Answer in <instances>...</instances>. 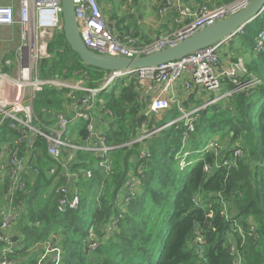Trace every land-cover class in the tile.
Instances as JSON below:
<instances>
[{"label":"trees","instance_id":"16d2710c","mask_svg":"<svg viewBox=\"0 0 264 264\" xmlns=\"http://www.w3.org/2000/svg\"><path fill=\"white\" fill-rule=\"evenodd\" d=\"M232 1L225 0L226 4ZM263 29L264 14L236 38L253 50L255 38ZM59 34L49 44L51 58L40 64V78L84 79L90 87L103 83L109 72L84 64L63 32ZM247 72L240 77L241 85L253 77L258 83L235 91L239 85L226 81L227 89L235 92L199 112L195 132L186 142L187 128L179 122L142 143L118 148L111 153V176L97 170L93 154L80 153L73 167L93 170L94 177H81L78 210H58V196L50 189L53 180L45 174L53 162L44 139L38 137L41 173L33 184L27 182L24 193L14 196L15 206L20 201L23 218L30 220L20 224L23 240L13 238L19 246L10 259L16 264H36V259L26 262L31 258L26 252L35 244L28 245L27 239L40 243L54 233L63 248L61 264H264V55L255 56ZM67 93L45 87L37 94L35 104L43 109L36 112L42 129L52 125L54 113L63 111ZM101 98L105 115L111 117L103 134L108 145L122 146L137 139L144 123L151 128L162 127L182 116L173 106L165 112L162 123L146 118L148 107L139 99L137 77L119 79ZM81 134L86 137L87 131ZM218 134L229 143L204 156L183 177L177 157L182 149L191 156L196 150L200 154L206 145L202 138ZM236 150L243 158L234 156ZM206 165L212 167L210 173L205 172ZM131 177L138 178L140 184L127 204L125 186ZM4 188L6 185L0 186V209ZM97 188L100 195L93 198L91 190ZM37 214L43 220L39 228L33 220ZM112 223H116L114 229L106 231ZM91 229L99 243L95 250L89 249Z\"/></svg>","mask_w":264,"mask_h":264},{"label":"built area","instance_id":"2783aa9c","mask_svg":"<svg viewBox=\"0 0 264 264\" xmlns=\"http://www.w3.org/2000/svg\"><path fill=\"white\" fill-rule=\"evenodd\" d=\"M253 1L255 0H235L213 8L203 5L191 7L183 0H165L160 8V14L176 8L181 19L187 22L178 31L149 44H140L133 37L126 39L117 37L108 27L98 0H74V9L82 40L88 49L101 55L134 59L175 46L202 29L242 11ZM62 14L61 0H54V3L52 0H22L18 11L12 6L0 5V27H18L21 39V44L16 50L13 76L0 72V186L8 187V197L3 200L0 209V244H4L0 252V264H16L10 259V255H14L13 248L17 242L10 234L25 214L21 207L15 206L14 196L17 192L24 193L27 182L36 180L41 173L38 168L39 151L36 144L38 137L44 139L46 153L53 162L48 165L45 174L53 180L50 188L58 196L60 212L79 209L82 203L79 194L81 177L84 179L94 177L93 170L73 167L77 164L80 153L93 154L97 159V170L106 176L113 175L111 153L121 146L108 145L106 138L98 131L97 120L105 109V101L101 98V94L109 91L116 81L137 77L140 84H151V90L155 91L156 95L144 114L149 120L171 108L173 101L167 98L166 94L183 79L187 90L198 88L210 93L221 92L226 81L239 85L235 91L258 83L257 79L253 78L250 83L241 85L240 77L245 72V63L242 60L227 67L222 66L221 46L237 35L243 34L244 28L229 39L178 62L141 71L109 72L103 83L97 87L88 86L84 79L43 80L39 76L40 64L51 58L48 49L56 36L55 32L57 30L59 33L63 32ZM253 52L256 56L264 55V29L255 38ZM6 64L10 66L12 63L7 61ZM45 87L59 91L68 90V93L64 95L67 101H64L63 111L54 113L52 125L42 129L43 124L35 111V101L37 94ZM235 91L223 93L203 108L190 112L181 111L180 118L162 127L151 128L144 123L141 126V135L122 147L142 143L179 122H184L187 128L184 137L186 142L189 134L195 132V122L199 112L209 105L232 96ZM146 100L143 95L141 101ZM78 122L84 123L81 133L86 130L87 136L83 137L80 133L77 139L71 138L68 135V127ZM214 143L207 144L201 153H204V156L209 155L211 151L217 153L219 144ZM190 155L191 152L183 149L178 154L181 170L191 164V161H187ZM145 156L146 153L143 152L142 157ZM234 156L243 158V153L236 150ZM47 162L46 160L45 165ZM204 170L210 173L213 169L206 165ZM139 184L140 180L134 177L126 183L125 190L129 195L125 199L127 204L130 196H135V189ZM90 231L95 232L93 229ZM89 237V249H97L99 243L96 233L89 234ZM50 238L51 240L38 244L42 247V253L36 264L46 261L48 264H61L63 251L56 257L53 256L60 243L59 238L56 234H52Z\"/></svg>","mask_w":264,"mask_h":264},{"label":"crops","instance_id":"0c3cea01","mask_svg":"<svg viewBox=\"0 0 264 264\" xmlns=\"http://www.w3.org/2000/svg\"><path fill=\"white\" fill-rule=\"evenodd\" d=\"M22 0H0V5L4 7L12 6L16 11L20 9ZM165 0H98L100 7L104 13L106 22L110 30L117 36L122 39H126L127 37H133L137 39L140 44H149L153 41H156L168 34L174 33L181 29V27L187 22L181 19L179 12L176 8H172L166 11L163 14H160V8L164 4ZM184 3L191 7H196L198 5H207L209 7L221 6L226 4L225 0H183ZM0 28H8V27H0ZM236 38V37H235ZM234 39L223 43L220 48V56L222 61V66L227 67L230 65V61H238L242 60L245 63V72L241 75L242 78L247 75V70L254 57L256 56L253 50L249 47L243 46L242 41L239 40L235 42L236 44L233 46L231 43ZM255 78V77H253ZM185 79L179 81L173 86V89L170 90L166 96L171 99L172 105L177 106L181 111L190 112L194 109L200 108L202 105L205 106L211 100L221 96L223 93L229 92L227 89V84H224V87L219 93H210L198 88H192L191 90H187L184 85ZM138 93L139 99L145 95L147 107H149L148 97H151V101L156 95L155 91L151 90V84L145 83L140 84L138 82ZM141 85V86H140ZM245 85V84H243ZM220 102L216 104L209 105L208 107H214L218 105ZM207 108V107H206ZM105 110L101 112L102 120L98 123V131L99 128L103 130L102 125H107L106 130L109 129V124L103 121V116ZM166 112V111H165ZM165 112L154 117L158 120V122L162 123V117ZM201 116V115H200ZM153 120V118H151ZM174 121V120H173ZM172 122V121H171ZM81 131H75L73 133V137L75 139L80 137ZM105 133V131H104ZM101 132V134H104ZM194 151H192L193 153ZM193 155H196L193 154ZM192 155V156H193ZM191 156L188 157V160ZM132 178V177H131ZM34 181L30 180V184ZM8 187L4 188L3 197H8ZM21 203L18 201L16 207H20ZM22 218V222L24 225L27 224L26 219ZM21 230V229H20ZM18 229V225L12 230L10 236L12 238L19 237L20 240L23 238V234ZM59 248V249H58ZM58 248L54 251V257L60 254L63 251L61 243H58ZM51 258L49 257V260ZM42 264H48L47 261Z\"/></svg>","mask_w":264,"mask_h":264},{"label":"water","instance_id":"95a60500","mask_svg":"<svg viewBox=\"0 0 264 264\" xmlns=\"http://www.w3.org/2000/svg\"><path fill=\"white\" fill-rule=\"evenodd\" d=\"M61 5L63 8V34L66 42L84 64L105 72L141 71L178 62L229 39L240 29L245 28L264 14V0H255L242 11L202 29L175 46L151 55L131 59L101 55L88 49L79 31L74 0H61ZM148 101L150 104L151 97H148Z\"/></svg>","mask_w":264,"mask_h":264},{"label":"rangeland","instance_id":"374dc122","mask_svg":"<svg viewBox=\"0 0 264 264\" xmlns=\"http://www.w3.org/2000/svg\"><path fill=\"white\" fill-rule=\"evenodd\" d=\"M235 1V0H234ZM233 2V1H232ZM231 2V3H232ZM203 6H207V5H203ZM209 7V6H208ZM217 7H219V6H217ZM221 7V6H220ZM213 8H216V6H214ZM55 34H56V40L59 38V30H57L56 32H55ZM237 41H239V38L237 37V38H235L231 43L233 44V46L236 44L235 42H237ZM20 44H21V39H20V29L18 28V27H9V28H0V72L1 73H6V74H8V75H10V76H13V74H14V71H15V61H16V50H17V48H18V46H20ZM7 61H11V65L10 66H8L7 64H6V62ZM234 62H236V61H230V64L231 63H234ZM133 79V78H132ZM131 79V80H132ZM139 86V85H138ZM204 106L202 105L200 108H203ZM206 109V108H205ZM205 109H202V110H205ZM35 110H36V112L38 113L39 111H42L43 109H42V105L41 104H38V103H36L35 104ZM212 110V109H211ZM212 112V111H211ZM104 113H105V111H104ZM108 114H110V113H108ZM181 114H182V112H181ZM100 117H102L101 116V113H100V115L98 116V123L100 122ZM105 117V122L107 123V124H109L110 123V121H111V117H109V116H107V115H105V116H103V118ZM113 120H115L116 121V118L114 117L113 118ZM144 125V124H143ZM106 124L105 125H102V127H103V130L104 131H106ZM84 128V123L83 122H78V123H75V124H71V125H69V127H68V135L71 137V138H74L73 137V133L75 132V131H81L82 129ZM99 130L101 131V132H103L104 133V131H102L100 128H99ZM139 135H141V134H139ZM221 135V136H220ZM205 135H203L202 137H204ZM201 137V138H202ZM230 140V139H229ZM224 141V142H223ZM202 142L205 144L206 143V145L207 144H209V143H212V142H215L214 144H216V143H218L219 144V146H224L226 143H229V141H226V140H224L223 138H222V134H218V135H209V136H205L204 138H202ZM226 142V143H225ZM124 145V144H123ZM205 145V146H206ZM120 148H123L122 146L120 147ZM199 152V150H196V153H198ZM191 156V155H190ZM203 158H204V153L202 154V153H200V154H196V155H193V156H191L190 158H189V160L191 161V164L189 165V166H187L183 171H182V176L183 177H185L191 170H192V168H194V166H196V164H197V162H199L201 159L203 160ZM79 162V159H78V161H77V163ZM93 163H94V165H96V161H93ZM180 167V166H179ZM180 169H181V167H180ZM51 189V188H50ZM99 191H100V189L98 190V188L97 189H92L91 190V193H92V196H93V198H96L97 196H98V194L100 195V193H99ZM26 196H28V194L26 195ZM99 197V196H98ZM36 202V201H35ZM21 206H22V203H21ZM20 206V207H21ZM40 206V204H36V207H39ZM39 209V208H38ZM92 210V207H91V209H90V211ZM24 217V216H23ZM21 220H22V218H21ZM20 220V221H21ZM30 220V218H27L26 219V222H28ZM34 223H35V227L36 228H39L40 226H42V223H43V220H41V217L37 214L35 217H34ZM19 221V223H18V228H19V226H20V224H21V222ZM115 225H116V223H112L111 225H109V226H107L106 227V231L108 230V232L110 231V230H113L114 228L113 227H115ZM89 233L90 234H94L95 232H93V231H89ZM54 234V233H53ZM52 235V234H51ZM50 234H48V236H47V240H51V238H50V236H51ZM109 235V234H108ZM97 237V236H96ZM38 242V243H37ZM26 243H28V245H32V244H34L33 246H31L28 250H27V252H26V255L27 254H29V257H31L29 260H27L26 262H28V263H30L33 259H36V263H37V261L39 260V257H40V255H41V253H42V247L41 246H39L38 244H40V243H42V242H40L39 243V241H37V240H33V242H30L28 239H27V241H26ZM18 246L19 245H16L14 248H13V250H14V254H15V252L18 250ZM28 256H25L24 258H22V260L23 259H25V258H27ZM17 263V262H16Z\"/></svg>","mask_w":264,"mask_h":264},{"label":"bare ground","instance_id":"6f19581e","mask_svg":"<svg viewBox=\"0 0 264 264\" xmlns=\"http://www.w3.org/2000/svg\"><path fill=\"white\" fill-rule=\"evenodd\" d=\"M52 3H54V0H52Z\"/></svg>","mask_w":264,"mask_h":264}]
</instances>
